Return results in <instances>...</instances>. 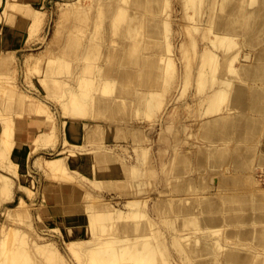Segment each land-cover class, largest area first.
<instances>
[{
  "label": "rangeland",
  "instance_id": "obj_1",
  "mask_svg": "<svg viewBox=\"0 0 264 264\" xmlns=\"http://www.w3.org/2000/svg\"><path fill=\"white\" fill-rule=\"evenodd\" d=\"M44 1L45 9H41L39 0H0V112H3V115H0V183H5L6 185L0 191V232L7 229L10 231L9 233L7 230L6 248L7 245L9 247L10 244H12V240L15 239L16 236L13 238L14 233L19 235L18 232H20V235L25 236H22V238H26L24 243L26 242V246H29L28 250L31 249L30 251L32 253H30V251L29 253L33 258L32 260L29 255H27V257L26 255H23V260L21 259L23 262L21 264H51L52 261L47 263V261L45 262L35 253L34 248L32 247L35 246L32 245L35 244V239L39 241H50L59 246V249L63 252L65 258H63L64 260H58L59 258L55 259L57 262L60 261L58 263L54 261L53 263L55 264H63L61 263V260L64 264H107L111 258L113 259V255H111L112 253L110 250L111 246L114 245L112 247V252L114 254V252L117 253L116 248L120 245V242L116 240L120 231L118 223L127 222L130 224H136L139 221L137 227L142 228L144 224L148 223L149 220H152L151 218H153V220H155V222H157V224L164 229L165 235H149L150 237L145 240L147 243H144L147 245L158 244L157 247H161L157 248L155 245L154 246L157 250L159 249V252L161 250L165 251V254H163V251L160 252H163L162 254H159L156 250L157 256L155 253L153 256L156 257H151V255L148 256L147 254L146 257L148 256L150 261L148 259L147 261H149V263L146 259L145 261L148 264H158V261L159 264H162V261L167 258L170 262L165 260L168 263L163 262V264L198 263L200 257L189 259L184 247L189 248L191 245H199L196 246V248H198L201 246L200 241H198L197 244H193V242L191 243L188 239H183L178 241L176 240V244V242L171 239L173 238L172 235L175 232L176 227L181 222L180 217L176 216L173 212V204L165 203L166 207L164 210L165 214H167V219L159 218L153 209V201H168L172 198L170 195L172 184L166 183L165 175L163 174L165 166H169L172 162H175L176 155L179 152L186 153L190 156L193 163L194 156L197 151L200 149L212 148L210 144L202 142V123L203 120L208 119L209 117L218 116L216 114L223 112L222 110L215 109V106L213 107L207 102H202V98L207 92L205 86L204 88H200L199 85L197 86V83L196 85H193L194 78L197 77L199 60L194 49L189 48L190 44L187 46L186 43L193 42L192 38H195L196 36L197 50H199V48H203L204 41H202L199 36V31L193 27L194 23L192 22L196 19L190 18V20L184 16L185 20L181 21V18L184 15L182 9L183 0L160 1L159 8L163 9L162 18L164 17L165 19L167 17V12L172 11L171 16L168 17L169 23H167L165 19L163 20L164 23H162L159 27L161 32L160 40L165 45V48L159 53L164 51V54L162 55L161 53L160 56L157 54L154 55L160 63L162 80L161 86H163V88L159 95L152 97L151 95H146L142 98L144 101L139 102L138 99L134 100L133 96L139 89L142 90L144 88L134 83H129L128 81L124 82L125 80L123 81L122 79L109 76L105 73L104 68L98 67V65L106 63L107 57L104 53L108 50V48H118L121 32H127L129 30L127 28L128 25L131 24L130 29H132L129 34V38L127 39V43L131 45L132 49L136 50L139 47H142L143 43L147 40L149 35L147 32L148 21H145V17L147 16L143 11L132 8L133 0H118L120 4L118 7V13L117 15H114L115 18L113 17L111 21L105 16V7L102 5L104 2L103 0ZM32 5L38 9V11H27L28 7ZM248 5L252 8L256 6V3L253 0H250L248 1ZM193 11L194 10L191 12ZM130 13H132L134 17ZM137 19H140L141 21ZM185 24H188L186 32L183 30V25ZM165 29L167 32H165ZM106 37L108 38V42H106ZM242 39L243 37L238 35L224 40L219 45L221 48L219 49L216 47L215 51H217L222 60L225 48L229 49V54L234 52L239 53L238 56L240 60H235V64L233 66L238 67L242 62L248 63L246 61L249 59H246L245 56L247 52L250 51H246L243 47L241 49L240 43L242 42ZM168 42L172 45V53L168 52ZM185 45L189 49L187 47L184 48ZM64 46L71 50L78 49L82 51L85 50L86 52L90 49V52L86 55L85 59L84 57L82 58V62L77 63L76 60H73L72 56L65 54L61 55L58 52L59 48ZM181 49L185 50L183 51L184 53ZM190 49H192V51H190ZM145 50L147 54L151 53L150 49ZM187 51H189L190 54L194 51L192 54L194 55V60L191 59V57H193L192 55H187V53H189ZM57 55L61 57L58 58ZM186 55V58H189L191 62L189 61L187 63V67L183 69L184 66H186V60L182 61V59ZM168 56H172L176 60L178 70L176 69V71H173L168 68V63H166V58ZM160 57L164 59L161 60ZM134 60L135 57L133 60H126L124 69L128 70L134 68L135 66L133 67L132 63ZM48 67L53 68L49 69ZM54 69L56 71H54ZM186 69L192 71V81L190 80L191 83L189 86L186 85L185 82H183V84L182 79L178 76V74L187 71ZM47 70L48 72H54L48 73ZM76 70L78 71L76 72ZM12 72L15 74L13 75V77H15V81L12 79L13 77H11ZM216 72V74H218L219 71ZM170 73H172L171 76H173V74L176 76L171 79ZM80 75L90 82L91 87L88 85L87 88L91 89H88L90 92L93 91L94 96H105L104 98L111 99L115 97L117 91L121 89L122 91L120 94L123 96L124 101L121 106L122 113L119 115L128 114V116L122 121V124H129V126H133V128L135 126H140L143 129L142 134L145 136V141L142 147L148 149L145 157L138 155L140 150L138 152V150L136 151L134 148V145L136 144V141L134 142V140L136 138L133 140L131 137L125 138L121 136L120 140L118 139L116 141V145H125L120 148L119 151H115L119 163H122L128 168L138 165L144 173L139 177L140 182L135 181V172L130 173L131 181H134V185L132 182L130 184L126 183L124 184L126 189H118V192L114 191V189L106 188L113 180H110V178L105 174L96 173L95 166L92 168L94 169L92 172V180H94V183L90 181L88 173L85 171L81 172L75 169L76 166H74V164L78 163V161L80 162L84 158L86 160L87 155L105 153V151H79V148H81L80 145H73L74 147L72 146V148H69L68 151L64 150L65 152L62 154L64 162L63 166L65 168L67 167L71 174L68 173L67 168L66 170L62 169L59 174H54L52 172H48V170L45 171L42 168H39V166L35 163V160L39 156H52L57 152V150L62 148L56 146L59 144L62 146V133L64 134L66 129L70 131L72 125L80 126V124L88 120L96 121L98 125L104 123L105 120L103 119H105L106 116L100 113L101 110L95 108L94 102L91 106L88 105V108L85 111H78L73 108L63 109V105L60 104L61 100L65 98L61 89V87L64 86L60 81L56 83H54L55 80L51 81L53 77L61 78V80L72 78V81H67H74V84H77ZM229 75L237 78V73H235L234 70L229 71ZM10 78L14 82H12ZM174 79L176 80L173 81ZM13 83H16L15 85L18 87H14ZM171 83L172 86L170 88ZM93 85L98 88L96 92L94 90L95 86ZM194 86L199 88L196 89ZM167 91L168 93L166 94ZM18 94H20V96ZM35 95L42 96L44 98L49 110H51L54 115V117L51 118V121L46 120L44 115L45 113H42L41 111H38L35 114L37 107L31 105L34 101L32 97ZM227 96V94L221 96L217 104L222 107H224V104L226 106L228 103ZM148 97H150L149 102L147 101ZM18 103L23 104L19 105ZM18 112L19 114H16ZM4 126H6L7 129H4ZM11 131L12 134L10 136L9 133ZM177 131H180L178 132L179 134L176 133ZM69 133L71 135L69 136L71 139L79 141V139L76 138L77 135H75L72 130ZM2 136L6 139L3 145L1 144ZM70 141L77 143L76 141ZM84 145L92 147L97 146V143L84 142ZM211 145L216 146L214 148L218 149H220L221 146H230V144L226 145L225 143H214ZM104 146L113 147L115 144L109 141L106 142ZM256 146L259 147V144H251L249 145V148ZM139 158L147 160L141 161ZM149 160L150 165L154 169L155 178L146 174V168ZM258 160L259 159L257 157L254 158L250 173L257 168L255 166L257 165ZM223 169L229 172L230 166L225 165ZM193 171L194 172L192 173L185 174L183 178L178 177L176 180H173L174 183L176 181L180 182L186 178H195L197 180L196 183L199 184V186L201 185L199 190L195 189L196 186L194 188L191 184L188 185L186 195L182 199L184 203H187V205L191 204V199H197L204 196L211 197L218 191L216 189L217 175L210 176L206 173L200 179L199 174L195 172L196 170L193 169ZM230 174L233 173L230 172ZM32 176L36 184L35 190L37 189V192L29 197L19 184L26 183V178H32ZM83 176H87L89 179L83 178ZM255 176L257 183L262 187L261 190L257 189L256 193L264 196V169H258ZM43 178L45 180V187L42 186ZM79 181L81 183H79ZM209 185L212 187H209ZM43 188H45V196L47 200L45 199V196L43 199L41 198ZM128 193L139 195L145 199L147 197L149 199L148 203L143 205L145 214L141 211L134 215L136 217L133 216V218L129 217L130 219L120 220L119 218H115L114 215H111V213H108V207L103 205L101 202L102 200L109 203L115 202L116 200H114L113 197L116 194V196L126 200L131 196ZM57 197L65 199L67 204L65 205V209L67 208L68 212H62L61 216H69L68 219L59 223L58 216L60 215H57L55 212L52 213L48 211V209H51L49 206ZM23 198L24 200L18 203L19 200ZM47 202L50 204L46 205L45 203ZM4 206H8L7 211ZM121 207L122 209H125L123 204ZM57 208L62 207L58 206ZM70 208L73 209L69 212ZM196 211L199 212L198 209H196ZM91 213H96V215L100 214L99 216L97 215L98 217L96 216L97 218L94 230H89L88 228V221L90 220L89 215ZM197 216H199V214L191 215L190 219L192 221L187 223L186 226H183L186 228H184V231L187 230L186 232L190 233L191 238L195 237V232H199L194 225V221L198 219ZM99 217L102 219L100 218L99 220ZM162 220L165 221L162 222ZM103 225L106 227H103ZM170 227L171 231L169 232ZM172 227H175V229L173 228L174 232H172ZM187 227L192 228H190V230ZM101 228H105V231ZM115 228L117 229L115 230ZM16 229H20V231L17 232ZM74 229L79 231L82 229L86 230L76 233ZM188 229L190 231H188ZM221 230L227 229L222 228ZM114 231L116 232L114 233ZM135 233H138V231L132 232V234ZM220 233H216L214 236L220 238L223 243L227 244L226 247L221 249L222 252H226L229 249L228 244L231 239H225ZM97 235L98 241L102 238L114 237L117 242H112V245L106 244L107 253H103L104 250L106 251L105 246L102 244L98 245L97 241L96 244L98 249H100L99 247L101 246H104V248L102 247L98 253L96 250L97 247L95 248L94 246L95 251L97 254H100L103 249L102 253L104 256L101 254L99 255L100 257L95 256V254L92 253L95 252L94 250L90 253V255L93 258L96 257V259L99 257V259L103 262V260L105 261V256L111 253L109 256L110 259L106 256L108 260L106 259L105 263H102L99 259H97V261L99 260V263H97L96 259L91 258L88 254L86 255L85 253H82L85 255L84 261L82 254L76 256V253L86 246L85 243L82 245L80 241H87L88 244H90V240L97 238ZM103 235L106 237H102ZM100 236L101 238L99 239ZM66 241H72L68 249L66 247ZM99 242H101V240ZM21 243L24 244L23 242ZM178 243L180 247L182 246V250L178 246ZM184 243H187V245ZM23 246L24 249L26 248L25 251H27L25 244ZM144 246L143 248H146ZM154 246L152 249H155ZM215 246L220 247L219 244ZM147 247L149 248V245ZM151 247L150 249L146 248L147 253L151 250ZM72 248L74 249L72 250ZM143 248L141 247L142 250ZM113 249L116 251H113ZM132 250L133 249L130 251L134 252L135 248L134 251ZM108 251H110V253H108ZM257 253L258 259L263 262L264 250L260 248ZM161 256H163V258ZM89 257L91 259H89ZM118 258L119 262L121 261L122 264H126V260H129L126 259L128 257L125 258L126 260H123L121 257ZM129 258V262L127 261L129 264H132L133 262L136 263L134 259H131V257ZM151 258L154 259L152 260ZM78 259H82V263ZM92 259L96 262L94 263ZM141 262L144 261H140L139 264ZM110 263L112 262L110 261ZM144 264L146 263L144 262Z\"/></svg>",
  "mask_w": 264,
  "mask_h": 264
},
{
  "label": "bare ground",
  "instance_id": "obj_2",
  "mask_svg": "<svg viewBox=\"0 0 264 264\" xmlns=\"http://www.w3.org/2000/svg\"><path fill=\"white\" fill-rule=\"evenodd\" d=\"M103 1L104 2L102 3V5L105 7V16L111 21L114 15H117L119 9L118 7L120 6V4L118 0ZM160 1L161 0L132 1V8L143 11L147 16L145 17V21H148L147 32L149 33V35L147 37V40L143 43L142 47H139L136 50L132 49L131 45L127 43V39L129 38V34L132 29H130L131 24L128 25L127 28L129 30L125 33L121 32L118 48H108V50L104 53V55L107 57L106 63L98 65L99 68H104L105 73L109 76L122 79L123 81L125 80L124 82L128 81L129 83H134L144 88L142 90L139 89L133 96L134 100L138 99L139 102L144 101L142 98L146 95H151V97L159 95L160 92H162L163 88V86H161L162 80L160 73V63L154 55L157 54L158 56H160L161 53L162 55L164 54V51L159 53L165 48V45L160 40L161 32L159 30V27L160 25H162V23H164L163 20L165 19V21L169 23L168 17L171 16L172 11L167 12V17L165 19L164 17L162 18L163 9L159 8ZM248 1L250 0H183L182 4L184 15L182 16L181 21L185 20L184 16L187 17V19H196V23L195 21L192 22L194 23L193 27L197 31H199V36L201 37L202 41L204 40L203 48H199V50H197V40L195 39L196 36L194 38L190 35L191 37H193V42L191 43H186L183 41L187 44V46H189L188 44H190L189 48L194 49L199 60L197 67V77L194 78L193 85H196L197 83V86L199 85L200 88H204L205 86L207 92L202 98V102H207L209 105L213 107L215 106V109L222 110L223 112L216 114L218 116L209 117L208 119L203 120L202 123V142L210 144L212 148H199L200 150L196 152L193 163L191 161L190 156H188L186 153L179 152L176 155L175 162H172V164L169 166H165V168L163 169V174L165 175L166 183L172 184L170 194L172 198L168 201H153V209L159 218L167 219V214H165L164 210V208L166 207L165 203L173 204V212L176 216L180 217L181 222L179 221L180 224L176 227L175 232V227H172V229L174 228L172 230V232L174 233L172 235L173 238L171 239H173V241L175 242L176 240L178 241L188 239L191 243L193 242V244H197V242L200 241L201 246L198 248H196V246L199 245H191L189 248L184 247V250L186 251L189 259H193L194 257H200L198 263L196 264H264V261L261 262L257 256V251L260 248L264 250V196L256 193V190H261L262 187L257 183V179L255 176L256 171L258 169H264V0H253L256 3V6L252 8L249 7ZM44 4V0H39V5L41 6V9H45ZM192 10L194 11L191 12ZM27 11H38V9H36L32 5L28 7ZM183 28V30H185L186 32L188 24L183 25ZM165 32H167L166 29ZM238 35H241L243 37L242 42L240 43L241 49L243 47L246 49V51L250 52H247L245 56L246 59H249L246 61L248 63L242 62L237 67L233 65L235 64L234 61L239 59V53L234 52L229 54V49L225 48L222 60L217 51H215V48L218 47L220 49L221 47H219V45L222 41ZM106 42H108L107 37ZM171 46L172 45L168 42V52L172 53ZM187 46L185 45L184 48H186ZM145 49H150L151 53L147 54ZM192 49H190V51H192ZM183 51L185 50H182V52ZM58 52L61 55L65 54L72 56L73 60H76L77 63H80L82 62V58L84 57L85 59L86 55L89 54L90 49H88L86 52L85 50L82 51L78 49L71 50L64 46L59 48ZM193 52L191 53L193 54ZM188 54H190V52L187 53V55ZM187 55L182 59V61L186 60V66H184L183 69L187 67V63L190 61L189 58H186ZM192 56L193 57H191V59L194 60V55ZM57 57L59 58L61 56L57 55ZM134 57L135 60L132 61V63L133 67H135L128 70L124 69L126 60H133ZM162 59L164 58H161V60ZM166 63H168V68L172 69L173 71H176V69L178 70L176 60L172 56H168L166 58ZM52 68L53 67H50L49 69ZM56 70L54 69V71ZM232 70L237 73V78L229 75V71ZM54 71L50 72L53 73ZM77 71L78 70H76V72ZM216 71H219L218 74H216ZM13 73L14 72H12L11 77L15 75ZM171 74L172 73H170L171 79L176 76L174 74L173 76H171ZM82 75H80L77 84H74V81H67H72V78L61 80V78L53 77L51 81L55 80L54 83L60 81L63 83L64 86L61 87V89L63 91V94L65 95V98L61 100L60 104L63 105V109L73 108L78 111H85L87 110L88 105L91 106L94 102L95 108L101 110L100 113L106 116V118L103 119L105 120L104 123L98 125L96 121L88 120L80 124V126L72 125L70 131L66 129V132L64 134L62 133V146L60 144L56 146L62 148L60 150H57V152L52 156H39L35 160V163L39 166V168H42L45 171L48 170V172L59 174L62 169L66 170L67 168L63 166L64 162L62 154L65 151H68L69 148H72L73 145H80L81 148H79V151L84 152H93L96 150L105 151V153L87 155L86 160L84 158L80 162L78 161V163H75L74 166H76L75 169L81 172L85 171L86 173H88V175L90 176V181L92 183H94V180H92V172L94 169L92 168L95 166L96 173L105 174L110 178V180H113L112 183L108 184L106 188L114 189V191L118 192V189L121 190L122 188H125L124 184L126 183L130 184L132 182V184L134 185V181H131L130 173L135 172V181H139L140 175H143L144 173L138 165L128 168L122 163H119L115 151H119L120 148L125 145H116V141L118 139L120 140L121 136L125 138L131 137L133 140L136 138L134 140V142L136 141L134 148L136 151L138 150V152L140 150L138 155L145 157L146 151H148V149L142 147L145 141V136L144 134H142L143 129L140 126H135L133 128V126H129V124H122V121L128 116V114L119 115L120 113H122L121 106L122 102L124 101L123 96L120 94V92L122 91L121 89H119V91H117L116 93V96L111 99H106L104 98L105 96H94L93 91L90 92L89 90L91 89L87 88L88 85L89 87H91L90 82H88L87 79L83 78ZM178 76L182 79V83L185 82V84L189 86V84L191 83L190 80L192 81V71L187 70L178 74ZM14 78L15 77H13L12 79L15 81ZM12 79L10 78V80ZM176 79H174L173 81H175ZM13 80L12 82H14ZM15 84L16 83H13L14 87L17 88L18 86H16ZM159 86L161 87L158 88ZM171 86L172 83L170 85V88ZM96 87L97 86H95L94 89L95 92L96 90H98V88ZM194 88L198 89L199 87L197 88L194 86ZM167 93L168 91L166 92V94ZM224 94L228 95V103L226 104V106L224 104V107H222L217 103L219 102V98H221V96H223ZM18 95L20 96V94ZM35 96L32 97L34 101L33 103H31V105L37 107L35 114L38 111H41L42 113H45V119L51 121V118L54 117V115L52 111L49 110V107L46 104L44 98L38 95ZM149 99L150 97L147 98L148 102ZM18 104L22 105L23 103ZM16 114H19V112ZM0 115H3V112H0ZM4 129H7V127L4 126ZM71 130L74 132L75 135H77L76 138H78L79 141H77L76 139L73 140L69 137L71 136L69 133L71 132ZM178 132L180 131H177L176 133L179 134ZM9 134L11 136L12 131ZM70 140L76 141L77 143H73ZM5 141L6 139L4 138V136H2L1 144L3 145ZM109 141L114 143L115 146H104V144ZM84 142L97 143V146L89 147L87 145H84ZM214 143H225L226 145L230 144V146H221V148L218 149L214 148L216 146L211 145ZM255 143L259 144V147L256 146L253 148H249V145ZM256 157L259 159L257 165L255 166L257 168L254 171L251 170L252 172L250 173V169H252L251 167L253 166V160ZM139 160L146 161L147 159L139 158ZM225 165L230 166L229 172L223 169ZM193 169H195V172L199 174L200 179L206 173H208L210 176L217 175L216 189L218 191L217 193H214L211 197L204 196L199 197L197 199H191V204L187 205V203H184L182 199L186 195L188 185L191 184L194 188L196 186V190H199L201 188V185L199 186V184L196 183L197 180L195 178H186L184 180H181L180 182L176 181L174 183L173 180H176V178L178 177L183 178L185 174L194 172ZM67 170L68 173L71 174L68 168ZM230 172L233 174H230ZM146 174L148 176H152V178H155L154 169L150 165V160L148 161ZM83 178L89 179L87 176H83ZM44 182L45 180L43 178L42 186L45 187L46 185L44 184ZM79 183L81 182L79 181ZM5 186V183H0V191ZM19 186L24 190V192H26L29 197L37 192V189L35 190L36 184L33 180V176L32 178L27 177L26 183H21L19 184ZM209 187L212 186L209 185ZM128 194L131 196L126 200L121 199L120 197L116 196V194L113 197V199L116 200L115 202L109 203L105 202V200H102L101 202L103 205H106L108 207V213H111V215H114L115 218H119L120 220L130 219L129 217L133 218L136 213H139L141 211L144 212L143 214H145L143 205L148 203L149 199L147 197L145 199L144 197H140L139 195H134L133 193ZM44 196L45 188H43V191L41 192V198L43 199ZM55 199L53 200V203L49 206L51 209H48V211L52 213L55 212L57 215H60L58 216L59 223L69 218V216H61V213L68 212V209H65V205H67L65 199L59 197ZM22 200H24V198L20 199L18 203L22 202ZM45 204L48 205L50 203L47 202ZM122 204L125 209H122ZM58 206H61L62 208H57ZM4 208L6 209V211L8 210V206H4ZM71 209L73 208H70L69 212ZM196 209H198L199 212H197ZM196 214H199V216H197L198 219L194 221V225L196 229L199 230V232H195V237L191 238L190 233L186 232L187 230L184 231L185 227L183 226H186L187 223L192 221L190 219L191 215ZM97 215L99 216L100 214ZM97 215L96 213H91L89 215V230L95 229L94 227L96 224V218L98 217ZM106 216L108 217L107 213ZM101 217H99V220ZM151 219L152 220H149V222L144 224L142 228L137 227L139 221L136 224H130L127 222L118 223L120 231L116 237V240L120 242V245L118 246V248H116L117 253L114 252L113 254L112 252V247L114 246L112 245V242H117L115 241L114 237L108 238L103 235L102 237L106 238L100 239V236L99 239L101 240V242H99L100 240H97V235V238L90 240V244H88L87 241H80L82 245H84L85 243L86 246H84L82 250L80 249L81 252L79 251L80 253H76V256L81 255L82 253L90 255L93 250L95 251L96 247V250L99 253V250H101L102 247L104 248L106 244H111V249L110 247L109 249L111 250L112 254L110 253V251H108V253L113 255V259L111 258L110 260L113 264H122L121 261L119 262L118 257H121L123 260H130L129 257H131V259H134V261L136 262H133L134 264H139L140 261H144L146 264H148L150 261L148 259L149 255H151V257H156L157 251L159 254H162L163 252V254H165V251L160 249L161 251H163L162 253H160L161 251L159 252V249L157 250V248L161 247H157L158 244H148L149 248L147 247L148 245L145 244L147 243L145 240L150 237L149 235H165L164 229L161 228L157 224V222L153 220V218ZM163 221L165 220H162V222ZM103 227L106 226L103 225ZM222 228H226L227 230H221ZM104 229L105 228H103L102 230ZM116 229L117 228H115V230ZM189 229L188 231L191 230ZM7 230L0 232V264H21L23 262V255H26V257L27 255H29L31 257V249L28 250L29 246L27 247L26 242L24 243V241H26V238H22L23 235H20V232H18L20 231V229H16L19 235L14 233L13 238L16 236L15 239L12 238V244H10L9 247L7 245L6 248V235L8 234V232L10 233V231L8 230L7 232ZM83 230L86 229H82L80 231L74 229L76 233H79ZM135 231H138V233L132 234V232ZM170 231L171 227L169 232ZM115 232L116 231H114V233ZM216 233L222 234L225 239H231L228 244L229 249L226 252H222L221 249L223 247H226L227 244L223 243L220 238L214 236V234ZM97 241L98 245L102 244L104 246L100 245L101 247H99L100 249H98V246L96 244ZM21 242L25 244V247H27V251H25L26 248L24 249V244H22ZM71 242L72 241L65 242L67 249L68 247H70ZM218 244L220 245V247L215 246ZM32 245H35L32 246L34 248L35 253L39 255V257L45 262L47 261V263L52 261L51 264H55L53 263L55 259L59 258L58 260H60L65 258L63 252L59 249V246L56 243H52L50 241H39L35 239V244ZM142 245H147L144 247L148 249H150V247L152 246L151 250H149L147 253L146 248H143ZM185 245H187V243ZM140 246L143 248V250ZM153 246L155 249H152ZM178 246L180 247L179 243ZM22 247L24 250L22 249ZM180 248L182 250V246ZM73 249L74 248H72V250ZM105 249L106 251L104 250V252L102 249L103 253H107L106 246ZM131 249H133L132 251L134 252H131ZM113 251L116 250L113 249ZM95 252H92L95 254V256H99L100 254L104 256L102 252H100V254H97V252ZM154 253L156 254V256H153L155 255ZM83 254L82 258L84 261L85 255ZM110 254L105 255L109 257ZM147 254L148 256L146 257ZM106 256L105 261L103 260L104 263L106 262V259L108 260ZM163 256L161 257L163 258ZM99 257H97V259H99ZM116 257L118 260L116 259ZM91 258L93 257L91 256ZM91 258L89 257V259ZM31 259L33 260L32 257ZM93 259H96V257H94ZM145 259L146 261L147 259L149 260L147 261L148 263L145 261ZM78 260L81 261L82 259ZM129 260H126V264H129ZM165 260H167V258L162 261V264L163 262H166ZM96 261L93 260L94 263ZM98 261L97 263H99ZM100 261L102 262V260ZM110 261H108L107 264H109ZM167 261L170 262V260ZM55 262L58 263L60 261ZM144 262H141L140 264H144ZM61 263L64 264L62 260ZM157 263L159 264V261Z\"/></svg>",
  "mask_w": 264,
  "mask_h": 264
}]
</instances>
